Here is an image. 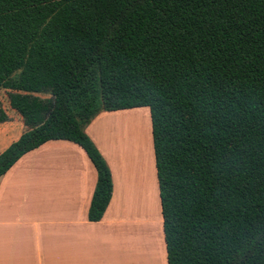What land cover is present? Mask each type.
I'll use <instances>...</instances> for the list:
<instances>
[{
  "label": "trees",
  "instance_id": "1",
  "mask_svg": "<svg viewBox=\"0 0 264 264\" xmlns=\"http://www.w3.org/2000/svg\"><path fill=\"white\" fill-rule=\"evenodd\" d=\"M0 89L27 128L0 177L73 142L98 222L112 180L84 129L147 108L167 264H264V0H0Z\"/></svg>",
  "mask_w": 264,
  "mask_h": 264
},
{
  "label": "crops",
  "instance_id": "2",
  "mask_svg": "<svg viewBox=\"0 0 264 264\" xmlns=\"http://www.w3.org/2000/svg\"><path fill=\"white\" fill-rule=\"evenodd\" d=\"M130 112H101L84 129L112 180L98 222L88 220L97 173L73 142L48 141L0 177V264H167L153 147L137 153L139 142L120 132ZM14 114L0 123V154L27 131ZM129 119L144 138L139 117Z\"/></svg>",
  "mask_w": 264,
  "mask_h": 264
},
{
  "label": "rangeland",
  "instance_id": "3",
  "mask_svg": "<svg viewBox=\"0 0 264 264\" xmlns=\"http://www.w3.org/2000/svg\"><path fill=\"white\" fill-rule=\"evenodd\" d=\"M7 94H8L7 91H5L3 89H0V102H1V105H2L3 109L9 115H12L13 118H15L16 117V114H14V112L9 108ZM37 96L40 97V98H42V99L50 98L48 95H42V94L37 95ZM130 117H132V119H134V120L135 119H138V117H139L138 121L140 123H137V124H138L140 130L141 129L144 130L143 131L144 132V134H143V137L144 138L140 139L135 134L134 130L131 127V124L129 123L130 122V119H129ZM120 122L121 123H126V127H120V132H121L122 136L125 137V139L128 138L129 140H131V144H132V140L133 139L137 140V142H139V144H137V146H136V149L137 150H135V151L137 153L140 152V151H141V153L142 152H145V154L147 155L148 154V150H150V144H151V148H152V137H151V125H150L149 110L147 108H136V110L132 109L131 112L128 113V116H126V118H124V120L122 118V120ZM135 122H137V120H135ZM128 125H129V127H128ZM114 130H115L114 131V135H115L114 137H115V140H117L118 131H117L116 128H114ZM149 139H150V141H149ZM148 143H149V145H148ZM124 145L126 146V148L129 151V153L132 155L133 152H131V151H134V150H133V148H131V146L129 145V143H128L127 140H126V143H124ZM147 147L149 149H147Z\"/></svg>",
  "mask_w": 264,
  "mask_h": 264
}]
</instances>
